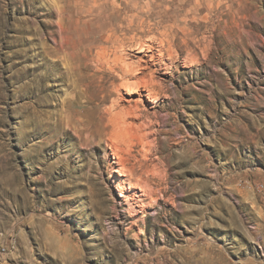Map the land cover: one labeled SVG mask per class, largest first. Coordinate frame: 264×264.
<instances>
[{"label": "rangeland", "instance_id": "rangeland-1", "mask_svg": "<svg viewBox=\"0 0 264 264\" xmlns=\"http://www.w3.org/2000/svg\"><path fill=\"white\" fill-rule=\"evenodd\" d=\"M0 264H264V0H0Z\"/></svg>", "mask_w": 264, "mask_h": 264}, {"label": "bare ground", "instance_id": "bare-ground-1", "mask_svg": "<svg viewBox=\"0 0 264 264\" xmlns=\"http://www.w3.org/2000/svg\"><path fill=\"white\" fill-rule=\"evenodd\" d=\"M82 1V0H81ZM78 12V11H77ZM59 25V24H58ZM98 39V38H97ZM99 40V39H98ZM105 40V39H104ZM95 41V40H94ZM107 42H112V46L108 47V46H102L100 45L97 50L95 51V55H94V60L95 62L97 63H100V64H104V63H108L110 60L112 61H115V62H118V61H121V54H117L116 52V48L117 46H119V44H122L121 40L115 36V34L112 32L108 35V37L106 38ZM66 43V42H65ZM101 43V42H100ZM120 47V46H119ZM122 47V46H121ZM120 47V48H121ZM63 48V47H62ZM114 48V49H113ZM64 49V48H63ZM118 49V48H117ZM54 50V49H53ZM72 50V49H71ZM93 50V49H92ZM70 51V50H69ZM59 53V52H58ZM73 53V52H71ZM74 60V59H73ZM93 61V60H92ZM111 62V61H110ZM110 64V63H109ZM112 64V63H111ZM114 64V63H113ZM116 65V64H115ZM113 65V66H115ZM101 66V70H102V66L103 65H100ZM111 66V65H110ZM118 66V65H117ZM120 66H122L120 64ZM125 66V65H124ZM123 66V67H124ZM122 67V69H123ZM106 69V68H105ZM115 69V68H114ZM113 70V69H111ZM124 70V69H123ZM122 70V71H123ZM127 70V69H125ZM125 73V72H123ZM126 74V73H125ZM131 87V86H130ZM118 173L122 174L121 172L118 171ZM116 187L118 189L122 188V186L120 184H117ZM144 192V191H143ZM155 192V191H154ZM153 193V192H152ZM151 194V193H150ZM155 194V193H154ZM153 195V194H152ZM119 196L122 197V198H125L128 197L124 194V192L122 190H120V193H119ZM128 203V202H127ZM134 210V209H133Z\"/></svg>", "mask_w": 264, "mask_h": 264}]
</instances>
